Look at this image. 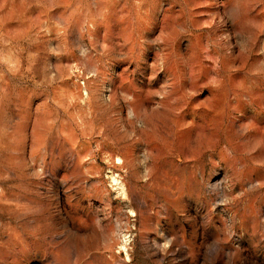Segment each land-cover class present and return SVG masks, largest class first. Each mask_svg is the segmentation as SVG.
<instances>
[{
  "label": "rangeland",
  "instance_id": "rangeland-1",
  "mask_svg": "<svg viewBox=\"0 0 264 264\" xmlns=\"http://www.w3.org/2000/svg\"><path fill=\"white\" fill-rule=\"evenodd\" d=\"M0 264H264V0H0Z\"/></svg>",
  "mask_w": 264,
  "mask_h": 264
},
{
  "label": "bare ground",
  "instance_id": "bare-ground-1",
  "mask_svg": "<svg viewBox=\"0 0 264 264\" xmlns=\"http://www.w3.org/2000/svg\"><path fill=\"white\" fill-rule=\"evenodd\" d=\"M113 181H116V179L114 178ZM126 240V239H125Z\"/></svg>",
  "mask_w": 264,
  "mask_h": 264
}]
</instances>
